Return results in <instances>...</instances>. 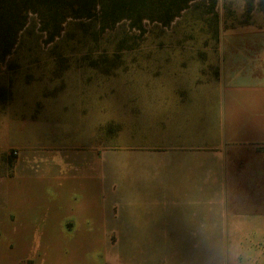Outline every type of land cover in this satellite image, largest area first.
Wrapping results in <instances>:
<instances>
[{
	"label": "crops",
	"instance_id": "obj_1",
	"mask_svg": "<svg viewBox=\"0 0 264 264\" xmlns=\"http://www.w3.org/2000/svg\"><path fill=\"white\" fill-rule=\"evenodd\" d=\"M229 54L216 80L137 75L105 103L14 82L0 264H104L103 242L111 264H264V51Z\"/></svg>",
	"mask_w": 264,
	"mask_h": 264
},
{
	"label": "rangeland",
	"instance_id": "obj_2",
	"mask_svg": "<svg viewBox=\"0 0 264 264\" xmlns=\"http://www.w3.org/2000/svg\"><path fill=\"white\" fill-rule=\"evenodd\" d=\"M123 1L40 0L14 53L0 64V84L9 86L0 87V97L23 81L31 95L68 91L72 100L101 95L105 103L137 75L216 80L230 52L264 51L255 49L264 46V0H196L168 27L144 21L142 28L133 27L137 17L131 19ZM54 4L51 15L47 7ZM63 19L60 35L50 40ZM115 243L103 242L104 264L115 251L125 252Z\"/></svg>",
	"mask_w": 264,
	"mask_h": 264
},
{
	"label": "trees",
	"instance_id": "obj_3",
	"mask_svg": "<svg viewBox=\"0 0 264 264\" xmlns=\"http://www.w3.org/2000/svg\"><path fill=\"white\" fill-rule=\"evenodd\" d=\"M40 0H0V64H6L19 44L20 35L29 27L30 16L38 13ZM196 0H124L125 11L131 19L136 18L135 27L142 28L144 21L158 23L164 27L171 25L190 4ZM50 4V3H49ZM52 7L47 11L53 15ZM123 10V9H121ZM47 12V13H48ZM135 20V19H134ZM64 19L59 22L50 40L60 35ZM48 30H44L47 32Z\"/></svg>",
	"mask_w": 264,
	"mask_h": 264
},
{
	"label": "built area",
	"instance_id": "obj_4",
	"mask_svg": "<svg viewBox=\"0 0 264 264\" xmlns=\"http://www.w3.org/2000/svg\"><path fill=\"white\" fill-rule=\"evenodd\" d=\"M14 155L16 156V155H17V153L15 152V153H14Z\"/></svg>",
	"mask_w": 264,
	"mask_h": 264
}]
</instances>
